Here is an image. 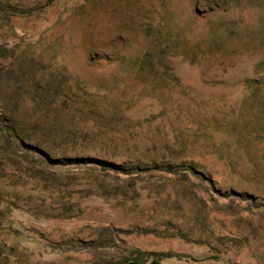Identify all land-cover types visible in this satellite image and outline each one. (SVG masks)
<instances>
[{
	"label": "rangeland",
	"instance_id": "rangeland-1",
	"mask_svg": "<svg viewBox=\"0 0 264 264\" xmlns=\"http://www.w3.org/2000/svg\"><path fill=\"white\" fill-rule=\"evenodd\" d=\"M150 253L264 264V0H0V264Z\"/></svg>",
	"mask_w": 264,
	"mask_h": 264
},
{
	"label": "trees",
	"instance_id": "trees-1",
	"mask_svg": "<svg viewBox=\"0 0 264 264\" xmlns=\"http://www.w3.org/2000/svg\"><path fill=\"white\" fill-rule=\"evenodd\" d=\"M5 131L11 133L9 129H5ZM101 164L108 165L109 163L105 161H101ZM12 232H13L12 233L13 236H18V233H16L14 230ZM149 255L152 257L148 263H146L145 261H141V260L131 259V260L125 261L124 264H161L162 257L172 256L170 253H150ZM112 264H117V263H112Z\"/></svg>",
	"mask_w": 264,
	"mask_h": 264
}]
</instances>
